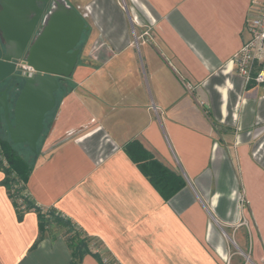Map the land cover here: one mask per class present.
Returning <instances> with one entry per match:
<instances>
[{
    "label": "crops",
    "instance_id": "obj_1",
    "mask_svg": "<svg viewBox=\"0 0 264 264\" xmlns=\"http://www.w3.org/2000/svg\"><path fill=\"white\" fill-rule=\"evenodd\" d=\"M63 1L85 29L29 196L118 264H264V90L234 63L252 0ZM133 140L185 187L165 199L125 152ZM4 176L0 264H71L62 233L40 237L34 210L19 219Z\"/></svg>",
    "mask_w": 264,
    "mask_h": 264
},
{
    "label": "water",
    "instance_id": "obj_2",
    "mask_svg": "<svg viewBox=\"0 0 264 264\" xmlns=\"http://www.w3.org/2000/svg\"><path fill=\"white\" fill-rule=\"evenodd\" d=\"M51 2V10L40 27L43 11L38 3L47 4L49 0H0V37L4 47L0 84L15 76L17 61L24 60L36 71L26 79L12 107L8 92L0 91V126L4 118L11 140L27 144L34 153L46 116L57 104V77L70 76L79 55L74 48L85 29L83 19L67 3Z\"/></svg>",
    "mask_w": 264,
    "mask_h": 264
},
{
    "label": "trees",
    "instance_id": "obj_3",
    "mask_svg": "<svg viewBox=\"0 0 264 264\" xmlns=\"http://www.w3.org/2000/svg\"><path fill=\"white\" fill-rule=\"evenodd\" d=\"M3 52L4 47L0 42V57L3 55ZM25 81L26 79L24 78H18L10 89V94L12 89H16L13 101L10 96L13 104L24 86ZM51 115L52 113L50 112L46 116L44 133L47 130ZM2 130L0 128V171L5 176L1 183L6 187L8 195L15 205L19 219L23 218L24 213L27 211H36L40 220V237H42L43 232H52L50 228L52 221H49V218L53 217L56 220L58 219L59 224L64 225L68 230L65 237L72 255L71 264H82L84 257L87 255H92L103 262V264H106L102 260L107 254L105 255L103 252V244L100 239L87 235L76 223L55 209H44L37 205L29 196L27 184L35 161L40 154L39 143L37 153L32 152L28 147L34 159L32 164H30L18 154L16 150V145L18 144H15L11 139L9 141L1 137ZM124 150L165 199L172 198L185 187V180L156 159L140 141L133 140L127 143ZM15 186L17 187V193H14L13 190ZM20 199L23 201V205L19 203ZM93 244L96 245V248ZM109 264L116 263L111 259Z\"/></svg>",
    "mask_w": 264,
    "mask_h": 264
},
{
    "label": "built area",
    "instance_id": "obj_4",
    "mask_svg": "<svg viewBox=\"0 0 264 264\" xmlns=\"http://www.w3.org/2000/svg\"><path fill=\"white\" fill-rule=\"evenodd\" d=\"M246 27L249 38L235 55L236 71L246 83L253 81L264 90V0H252ZM27 70L33 71V68L27 67ZM19 203L23 205L21 199Z\"/></svg>",
    "mask_w": 264,
    "mask_h": 264
},
{
    "label": "rangeland",
    "instance_id": "obj_5",
    "mask_svg": "<svg viewBox=\"0 0 264 264\" xmlns=\"http://www.w3.org/2000/svg\"><path fill=\"white\" fill-rule=\"evenodd\" d=\"M125 1L128 3L127 0H125ZM75 2L84 5L86 3V0H77ZM0 42L2 43L1 37H0ZM15 90L16 89H12L11 90L10 96H11L12 101L14 100L13 98H14V95H15L14 94ZM2 131L3 132H1V137H3V139H7V140L10 141V136H9L6 128H4ZM43 142H44L43 139L40 140L39 146L40 145L42 146ZM16 150H17L18 154L21 155L24 158V160H26L28 163L32 164V162L34 161L33 155L31 154V152H30V150H29V148H28V146L26 144H18V145H16ZM257 158L264 164V153L263 152L257 154ZM16 189H17V187L15 186L14 189H13L14 193H17ZM57 220L54 219L53 217L49 218V221H52V223L50 224V228L52 229L51 231L52 232L53 231H58V232L62 233L65 236L68 233L67 232L68 230H67V228L64 225L59 224V221H57ZM93 246L96 248L95 244H93ZM102 261H104V263H106V264H109L111 262V259L109 258V256H104V259ZM113 261L116 264H118L115 260H113ZM101 264H103V262H101Z\"/></svg>",
    "mask_w": 264,
    "mask_h": 264
},
{
    "label": "flooded vegetation",
    "instance_id": "obj_6",
    "mask_svg": "<svg viewBox=\"0 0 264 264\" xmlns=\"http://www.w3.org/2000/svg\"><path fill=\"white\" fill-rule=\"evenodd\" d=\"M52 0H49V3L45 4V3H38V7L39 9H41L43 11L41 19L39 21V26L41 27L45 21V17L46 15L49 14V11L51 10V5H52ZM36 16V14H34ZM4 55V52H3ZM3 55L0 57V59L3 58ZM17 71L15 73V76L12 78H7L6 80H4L1 84H0V91L4 92L7 91L8 92V99H9V104L10 107H12L14 104L10 99V89L13 87L14 83L17 81L18 78H24L27 79L31 74H35L36 71L33 69V71H28L27 67H31L27 64V62H25L24 60L21 61H17ZM11 119H13V117L11 116ZM1 129L6 128L9 136V129H8V125H7V121L3 118V122H2V126H0ZM11 139V137H10Z\"/></svg>",
    "mask_w": 264,
    "mask_h": 264
}]
</instances>
